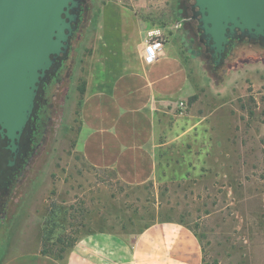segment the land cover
<instances>
[{
    "label": "rangeland",
    "instance_id": "1",
    "mask_svg": "<svg viewBox=\"0 0 264 264\" xmlns=\"http://www.w3.org/2000/svg\"><path fill=\"white\" fill-rule=\"evenodd\" d=\"M165 4L83 0L67 59L42 88L35 132L0 195V264L35 250L64 258L91 232L131 241L156 221L186 225L200 241L202 264H264V45L235 42L216 64L192 18L183 55L191 94L174 123L180 137L157 153L148 184L125 185L79 152L87 82L112 78L115 64L132 58L136 22L156 21Z\"/></svg>",
    "mask_w": 264,
    "mask_h": 264
},
{
    "label": "crops",
    "instance_id": "2",
    "mask_svg": "<svg viewBox=\"0 0 264 264\" xmlns=\"http://www.w3.org/2000/svg\"><path fill=\"white\" fill-rule=\"evenodd\" d=\"M187 8V0H166L159 19L136 22L132 58H123L121 67L115 64L112 78L109 72L101 82L89 80L86 85L80 106L79 152L87 166L112 170L131 187L153 179L157 153L180 137L174 124L176 113L181 114L180 103L191 94L183 61L193 28ZM144 33L164 37L163 52L151 65L143 62ZM202 260L200 241L186 225L156 221L131 241L107 231L91 232L76 239L64 258L35 250L3 264H202Z\"/></svg>",
    "mask_w": 264,
    "mask_h": 264
},
{
    "label": "water",
    "instance_id": "3",
    "mask_svg": "<svg viewBox=\"0 0 264 264\" xmlns=\"http://www.w3.org/2000/svg\"><path fill=\"white\" fill-rule=\"evenodd\" d=\"M216 64L242 35L264 44V0H192ZM83 0H0V138L16 156L44 79L67 58ZM11 167L16 161H11Z\"/></svg>",
    "mask_w": 264,
    "mask_h": 264
},
{
    "label": "flooded vegetation",
    "instance_id": "4",
    "mask_svg": "<svg viewBox=\"0 0 264 264\" xmlns=\"http://www.w3.org/2000/svg\"><path fill=\"white\" fill-rule=\"evenodd\" d=\"M193 12H194V10H193ZM248 40L249 39L247 37H244V36L238 34V36H236L234 39L231 40L230 45H232L235 42H245ZM251 41H253V43L255 42V44L256 43L262 44V42L258 41V40H251ZM262 45H264V44H262ZM66 59L67 58L62 60L60 67L54 73H50L44 79V81L41 85V90H40V94H39V99L37 101L36 110L34 112V115L31 117L30 122H29L21 140L19 141L18 152L16 153V156L14 159H13V154L9 150L6 149L8 142L6 140L0 138V195H4L9 190L11 183H12L13 175H15V173H16L18 161L20 160V158L23 155L22 154L24 151L23 145L25 144L26 140L28 141V139H30L32 137V133L35 132L36 124H37L38 120L40 119V114H41V109H42V106H41V104H42L41 102L43 101L41 99V96L43 94L42 88L49 85V83L52 82L53 80H56L58 72L61 69L63 62ZM11 161H16L15 167H11L9 165Z\"/></svg>",
    "mask_w": 264,
    "mask_h": 264
},
{
    "label": "built area",
    "instance_id": "5",
    "mask_svg": "<svg viewBox=\"0 0 264 264\" xmlns=\"http://www.w3.org/2000/svg\"><path fill=\"white\" fill-rule=\"evenodd\" d=\"M164 48V37L162 34L148 35L147 40L144 43L143 49V62L146 65H151L159 58ZM181 114L185 111V106L180 103Z\"/></svg>",
    "mask_w": 264,
    "mask_h": 264
},
{
    "label": "trees",
    "instance_id": "6",
    "mask_svg": "<svg viewBox=\"0 0 264 264\" xmlns=\"http://www.w3.org/2000/svg\"><path fill=\"white\" fill-rule=\"evenodd\" d=\"M187 3H188V0H187ZM189 12H190L189 13V17L192 18L193 17V12L191 10ZM42 254L48 255V253L45 252V251H42Z\"/></svg>",
    "mask_w": 264,
    "mask_h": 264
}]
</instances>
